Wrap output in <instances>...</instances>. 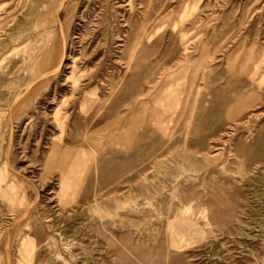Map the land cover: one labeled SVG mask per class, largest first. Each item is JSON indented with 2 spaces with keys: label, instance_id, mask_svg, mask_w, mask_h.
Returning <instances> with one entry per match:
<instances>
[{
  "label": "rangeland",
  "instance_id": "374dc122",
  "mask_svg": "<svg viewBox=\"0 0 264 264\" xmlns=\"http://www.w3.org/2000/svg\"><path fill=\"white\" fill-rule=\"evenodd\" d=\"M0 264H264V0H0Z\"/></svg>",
  "mask_w": 264,
  "mask_h": 264
}]
</instances>
